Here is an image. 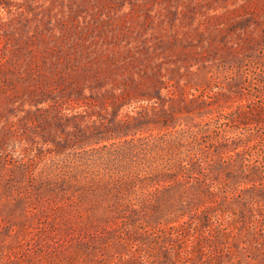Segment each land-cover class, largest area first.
Segmentation results:
<instances>
[{"label": "rangeland", "instance_id": "obj_1", "mask_svg": "<svg viewBox=\"0 0 264 264\" xmlns=\"http://www.w3.org/2000/svg\"><path fill=\"white\" fill-rule=\"evenodd\" d=\"M0 264H264V0H0Z\"/></svg>", "mask_w": 264, "mask_h": 264}]
</instances>
